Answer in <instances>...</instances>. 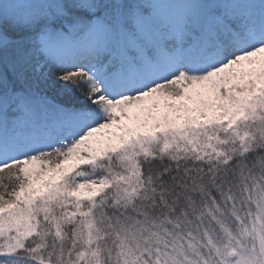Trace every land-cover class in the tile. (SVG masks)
I'll return each instance as SVG.
<instances>
[{
  "label": "snow or ice",
  "instance_id": "snow-or-ice-1",
  "mask_svg": "<svg viewBox=\"0 0 264 264\" xmlns=\"http://www.w3.org/2000/svg\"><path fill=\"white\" fill-rule=\"evenodd\" d=\"M0 264H264V0H0Z\"/></svg>",
  "mask_w": 264,
  "mask_h": 264
}]
</instances>
